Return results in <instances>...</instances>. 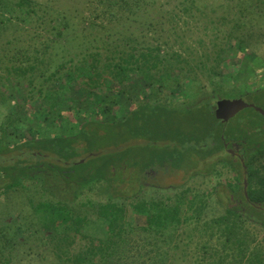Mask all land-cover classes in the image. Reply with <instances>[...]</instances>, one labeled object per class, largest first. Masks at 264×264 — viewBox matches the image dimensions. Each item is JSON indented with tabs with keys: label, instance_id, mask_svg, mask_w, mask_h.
Listing matches in <instances>:
<instances>
[{
	"label": "trees",
	"instance_id": "1",
	"mask_svg": "<svg viewBox=\"0 0 264 264\" xmlns=\"http://www.w3.org/2000/svg\"><path fill=\"white\" fill-rule=\"evenodd\" d=\"M157 1L89 0L96 7L85 16V9L65 7L64 0H0V66L7 62L0 81L21 82L26 91L21 106L6 100L0 121V192L27 181L53 198L31 203L32 219L19 215L0 224V264H173L177 251L185 264L186 249L176 237L183 225L201 227L208 239L198 246L212 264H264V212L256 209L264 208V166L253 165L255 156L263 159V148L245 162L249 201L243 211L230 209L233 203L216 195V187L192 198L183 187L161 199L156 195L165 190L140 184L147 163L177 170L187 165L185 151L199 161L210 157L199 146L215 120L208 101L200 106L205 98L198 100L203 87L197 80L215 79L222 65V49L213 60L195 57L188 47V55L173 51L202 20L214 17L201 13L195 0L169 3L167 10ZM237 1L243 5L226 39L245 53L251 32L240 33L239 24L264 0ZM135 77L141 83L131 93ZM187 83L195 90L180 102L176 92ZM74 87L89 104L72 95ZM224 92L212 85V96ZM140 140L143 145L130 146ZM212 196L222 213L206 219ZM77 200L86 211L73 210ZM127 205L143 224H133ZM77 241L86 245L76 250Z\"/></svg>",
	"mask_w": 264,
	"mask_h": 264
},
{
	"label": "rangeland",
	"instance_id": "2",
	"mask_svg": "<svg viewBox=\"0 0 264 264\" xmlns=\"http://www.w3.org/2000/svg\"><path fill=\"white\" fill-rule=\"evenodd\" d=\"M51 1V0H46ZM172 0H158L157 6L161 5L164 6L165 10L169 9L167 7L170 3V6L177 5L175 2H171ZM243 1V0H242ZM196 6L199 8L200 12L204 15H210L214 17V19H208L202 20V23L198 25L193 32H189L187 35L183 36L184 40H182V45H177L175 48H173V51L180 54H187L183 51L186 47H188L191 51H193L191 54L195 57L206 55L205 57L212 59L216 56V54L219 52L220 49H222V52L219 54L222 56V65L218 69V75L215 79L207 82L205 78L198 76L197 82L201 84L203 87L201 91V96L198 98V100L208 98L211 95V88L212 85H220L221 88H225L231 80L235 84L236 82L241 81L242 79L245 80L247 77L250 79L253 76H256V71L258 72L260 68H258L257 65V59H260L264 62V3L256 2V8L254 9L253 15L250 17H247L246 20H243L239 24V28L243 29L244 31H240V33L244 34L245 31L251 32V39L248 42L249 48L245 53H241L236 44L234 42H228L227 38V31L230 29L232 25H234L235 20L233 21V16L238 15V7L243 5L241 1H228V0H195ZM65 7L68 6V8L76 9L77 12H80L81 10L85 9V12L83 13L85 16L92 14V10L95 9L96 4L94 3V6H90L89 0H64ZM86 3V4H85ZM242 3V4H241ZM237 7V8H236ZM215 10L214 13H210V11ZM197 13V12H195ZM198 14V13H197ZM247 16V15H246ZM226 17V19L224 18ZM95 18V17H93ZM201 21V20H200ZM214 22L212 24H208V22ZM233 21V24H228L229 22ZM227 23L224 25V23ZM190 25L194 22L189 21ZM181 22L179 21L178 25L181 26ZM194 25V24H193ZM117 27V26H116ZM204 27V29H202ZM114 27H112L113 29ZM118 28V27H117ZM237 47V48H236ZM172 52V51H171ZM259 57V58H258ZM209 60V61H212ZM7 62L3 60V64L0 66V78L4 79L6 78V73L4 70H6ZM259 76V75H258ZM139 77H135L134 81L132 82L133 86L131 87V93L135 92V86L140 84ZM189 83L182 85L177 92H176V99H178L180 102H183L186 97L188 96V92H193L194 85L190 88L186 87ZM226 85V86H225ZM253 84L250 83L248 85L244 84V86L239 87V94H245L249 93L250 100L253 104H257L258 106H264V98L258 99V95L253 93L251 90L254 87H250ZM235 86V85H234ZM232 84L231 86H227V89L225 88V92L221 95H224L223 98H233V95L230 91L231 88L234 87ZM260 87L259 85H257ZM75 89V90H74ZM142 90V88H140ZM264 91V89H263ZM187 92V93H186ZM234 92V91H233ZM25 88L22 86L21 82L13 81L12 83L8 84L6 81L3 82V80L0 81V97H4V101L6 100H12L13 98L16 99V102L18 106H21L25 102ZM72 95H74L76 98H78L81 101H85L89 104L87 96H85L78 87H74L72 91ZM137 100V99H132ZM206 101H202L201 105L205 107L207 103ZM260 103V104H259ZM8 103L4 104V102L0 103V121L5 115V111L7 110ZM14 109H16L14 107ZM244 116H252L254 117V114L251 111H246L243 113ZM134 145H140L141 143H133ZM16 155V154H15ZM184 158H189L190 155L186 151L184 152ZM191 158L190 160H187V165L192 164L195 162V167L193 169H185L180 172H171L168 170V173L160 172L158 173V180L157 184L161 187L160 190H165L164 193L160 192L159 195H156L157 198H164L165 196H169V198L175 197V192L173 189H177L180 187V190L183 188V186L189 182V185L186 186L188 188V197L192 198L195 196H201L203 193H210L214 187H217L222 181L228 180L225 176H223V172H221L220 169H217V171H220L221 174L216 173L215 175L211 176L213 173L211 170V165L213 163H216V160L213 159H207L203 161H199L197 159ZM187 165H184L183 167H187ZM208 172V174H206ZM210 172V174H209ZM204 173V174H202ZM200 175H203L202 177ZM128 178L130 177L127 175ZM134 177V173L132 174ZM129 184V183H128ZM130 190L132 189V186L129 187ZM128 189V190H129ZM158 189V188H157ZM156 189V190H157ZM172 189V191L170 190ZM181 192V191H180ZM102 194V192H101ZM161 194V195H160ZM155 195L151 194V197L153 198ZM216 196H212L211 201H209L208 210L206 211V219L212 218L214 215L217 216V214L222 213V210L213 204V201ZM50 196L47 194H42L41 187L39 185L33 184V182H27L25 181L23 183L22 188H16L8 191H2L0 192V224H8L10 223L11 217L15 218L16 216L21 215V218H33V212L30 207L31 203H38L43 201L52 200ZM70 197H67V200H69ZM102 199V198H101ZM217 199V198H216ZM81 200H77V202L72 203L73 204V210L76 212H84L87 210L86 207L82 208L80 206ZM71 204V205H72ZM128 206V205H127ZM131 206L127 207V215L129 219H132L133 224L136 225L143 224L144 217L135 215L130 211ZM14 213L13 216H9L10 213ZM7 216V217H6ZM5 217V218H4ZM27 220L30 221L31 220ZM24 224V223H22ZM21 224V225H22ZM25 226V224H24ZM253 231H257L258 228L251 229ZM201 227L195 226V225H188V226H180L177 231V238L180 241V244L185 246L186 249V258L183 257L185 260V264H193V262L198 258H205L209 259L208 255H205L202 253V251L199 249L201 242V239L203 241H206L208 238L204 237L203 234H200ZM190 233L193 235L192 239H188L186 234ZM202 236V237H201ZM263 237V234L260 233L258 236V239L261 240ZM202 241V242H203ZM210 245L217 246L215 240H211L209 242ZM86 245L85 241H77L75 243L76 250L79 247H84ZM158 247H162V240L158 242ZM147 247L150 246L146 245ZM146 247V249H147ZM49 248V246L47 247ZM73 247V249L75 250ZM81 249V248H79ZM145 249V250H146ZM148 251V250H147ZM50 253V250L48 251ZM51 254V253H50ZM51 256V255H49ZM182 256L180 251L176 252V257L173 258L171 263L173 264H180ZM147 258H144L142 262L147 263ZM212 260H207L205 264H212Z\"/></svg>",
	"mask_w": 264,
	"mask_h": 264
},
{
	"label": "flooded vegetation",
	"instance_id": "3",
	"mask_svg": "<svg viewBox=\"0 0 264 264\" xmlns=\"http://www.w3.org/2000/svg\"><path fill=\"white\" fill-rule=\"evenodd\" d=\"M259 58V57H258ZM257 65L259 71H256V76L251 77L250 79L247 77L245 80H241L239 82H236L235 84L232 82V80L226 84L227 86H231V84L234 86L230 89L232 91L231 93L234 94L233 98H223L224 95H215L212 96V94L205 98V101H208L210 107H211V113L213 114L216 110V104L218 101L226 100V101H242L244 104L248 106H253L257 109H261L264 112V106H258L257 104H253L250 100L249 93L245 94H239L238 90L240 86H244V84L248 85L252 83L253 85L250 87L252 88V92L258 95V99L264 98V62L260 59H257ZM259 75V76H258ZM225 85V86H226ZM259 85L260 87H258ZM227 86L225 87L227 89ZM224 88V90H225ZM234 91V92H233ZM207 99V100H206ZM203 100V99H202ZM260 104V103H259ZM246 111H251L254 114V117L250 116H244L243 113ZM214 129L211 132L209 138L206 140V144L199 146V149L208 150L211 152L210 157H207L204 160L207 159H213L216 160V163H213L211 165L212 170L214 169H220L221 172H223V176L226 177L222 183H220L215 190V194L217 195L222 194L223 198L226 201H229L230 203H233V205H229L230 209H234L235 207L241 208L243 211V202L249 201L248 195H247V189H248V183H247V168L245 166V162L250 158V155L254 153L255 151L263 148L264 149V116L256 112L252 108H247L239 113H237L234 117H232L228 122L222 123L221 121H217L215 118ZM244 128H246V133H243ZM251 128L252 130H247ZM140 142L141 145H143V140L137 141V142H131L130 146L132 147L133 143ZM210 146L208 148L207 146ZM136 145V144H135ZM255 154V153H254ZM190 157L185 158L190 160L193 158L195 160L194 153H189ZM193 160V161H194ZM254 166H264V156L263 159H259V157L256 156L254 158ZM261 161V162H260ZM178 163V162H177ZM148 164V163H147ZM145 165L143 172H141V175L139 176V181L142 186H144L147 190H155L160 189V185L157 184L158 180V173H168L170 170L171 172H180L183 171V169H193L195 167V162L192 164L187 165L188 167H185L183 169H174L173 167L169 168L168 166L160 167V166H152L148 167V165ZM181 166V165H180ZM182 167V166H181ZM180 168V167H179ZM129 184L128 187L135 185V179L132 176L134 173V170L132 168L129 169ZM216 172L212 173L211 176L215 175ZM244 182L247 183L246 193L244 190ZM189 185V182H187L183 187ZM175 194L179 193L180 187L177 189H173ZM224 193V194H223ZM250 207H254L250 204ZM258 211L264 212V208H256ZM261 231L264 232V228H261Z\"/></svg>",
	"mask_w": 264,
	"mask_h": 264
},
{
	"label": "water",
	"instance_id": "4",
	"mask_svg": "<svg viewBox=\"0 0 264 264\" xmlns=\"http://www.w3.org/2000/svg\"><path fill=\"white\" fill-rule=\"evenodd\" d=\"M247 108H252L259 114L264 116V112L261 109H257L253 106H248L244 104L242 101H218L216 104V110L214 113V118L217 121H221L222 123L228 122L232 117H234L237 113L240 111L247 109ZM83 163V162H82ZM246 188H247V183L244 182V190L246 193Z\"/></svg>",
	"mask_w": 264,
	"mask_h": 264
}]
</instances>
